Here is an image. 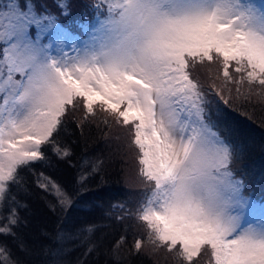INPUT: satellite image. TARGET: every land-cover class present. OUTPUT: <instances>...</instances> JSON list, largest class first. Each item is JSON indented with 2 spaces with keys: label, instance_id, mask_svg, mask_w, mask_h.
<instances>
[{
  "label": "snow or ice",
  "instance_id": "6c2138e0",
  "mask_svg": "<svg viewBox=\"0 0 264 264\" xmlns=\"http://www.w3.org/2000/svg\"><path fill=\"white\" fill-rule=\"evenodd\" d=\"M56 7L71 15L66 0ZM90 7L98 26L80 25L87 38L72 45L75 55L63 48L79 38L50 9L37 10L35 0L0 7V235L16 236L12 189L21 171L49 163L48 149L69 156L60 128L77 112L79 122H91L99 110L123 129L118 139L133 152L143 185L133 207L111 206L125 233L132 229L131 247L121 234L105 254L118 264L136 255L157 257L153 264H264V207L243 194L232 167L244 144L222 135L209 113L213 104L218 112L237 101L264 106V4L98 0ZM39 186L67 202L51 180ZM95 228L79 230L88 234L85 256L97 250L89 239ZM0 264H19L5 242Z\"/></svg>",
  "mask_w": 264,
  "mask_h": 264
},
{
  "label": "trees",
  "instance_id": "16d2710c",
  "mask_svg": "<svg viewBox=\"0 0 264 264\" xmlns=\"http://www.w3.org/2000/svg\"><path fill=\"white\" fill-rule=\"evenodd\" d=\"M90 1L96 0H66L71 6V15L67 17L60 14L57 0H35V4L39 11L48 8L60 16L59 22L64 28L86 36L80 25L87 24L88 31L96 25L97 12L90 7ZM209 113L221 126L222 135L243 142V154L234 160L232 167L244 182L245 190L264 200V106L255 99L237 101L231 107L221 104L218 112L213 104ZM80 116L77 112L76 119H67L59 130L61 147L66 146L70 155L59 158L48 149L49 163H36L32 169L22 170L21 185L12 189L18 202L14 205L19 217L18 226L13 228L16 236L0 235V242L8 245L19 264H55L57 260L63 264H118L114 257L105 254V249L111 248L121 234H125L126 247H131L132 229L125 233V224L116 219L121 215L120 210L111 206L123 203L131 208L142 194L137 162L133 152L122 146V138L118 139L123 129L105 113L97 110L89 118L91 122L83 123L79 122ZM94 163L100 165L96 172L92 171ZM45 178L66 195V203H60L59 194L53 188L39 186ZM87 225L96 226L89 239L96 242L97 250L85 256L87 243L82 241L88 234L81 235L79 230ZM60 233L63 239L57 240ZM57 250L61 254L53 255ZM156 258L129 256L120 264H129V261L130 264H153Z\"/></svg>",
  "mask_w": 264,
  "mask_h": 264
},
{
  "label": "rangeland",
  "instance_id": "374dc122",
  "mask_svg": "<svg viewBox=\"0 0 264 264\" xmlns=\"http://www.w3.org/2000/svg\"><path fill=\"white\" fill-rule=\"evenodd\" d=\"M7 2H8V0H0V7H3L4 5H6L7 4ZM256 3H258V4H263V3H261V2H258V1H256ZM58 23L60 24V22H59V20H58ZM60 26H61V24H60ZM93 26H98L97 24L96 25H93ZM92 26V27H93ZM91 27V28H92ZM33 31H34V29H33ZM68 32H70L73 36H76V37H78L79 39L78 40H68V41H66L65 42V46H64V48H63V51L64 52H67L69 55H75L76 53H75V50L73 49V47H72V45L75 43L76 44V47H82L83 46V41L87 38L86 36H82V35H80L79 33H76V32H74V31H72V30H67ZM90 31H91V29H90ZM89 31V32H90ZM42 42L43 43H45V44H47L49 41H48V34L47 33H45L44 35H43V38H42ZM51 51V54L52 55H57V54H59L57 51H56V46L55 45H53V48L50 50ZM250 197V196H249ZM255 203H256V205L258 206V207H264V203L263 202H258L257 200H255L254 198H252V197H250ZM258 219H259V217H258Z\"/></svg>",
  "mask_w": 264,
  "mask_h": 264
}]
</instances>
